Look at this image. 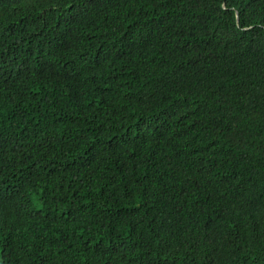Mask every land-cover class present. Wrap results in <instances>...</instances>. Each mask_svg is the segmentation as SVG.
<instances>
[{
	"label": "trees",
	"instance_id": "obj_1",
	"mask_svg": "<svg viewBox=\"0 0 264 264\" xmlns=\"http://www.w3.org/2000/svg\"><path fill=\"white\" fill-rule=\"evenodd\" d=\"M0 264H264V0H0Z\"/></svg>",
	"mask_w": 264,
	"mask_h": 264
}]
</instances>
